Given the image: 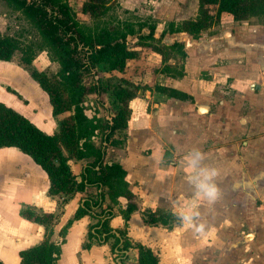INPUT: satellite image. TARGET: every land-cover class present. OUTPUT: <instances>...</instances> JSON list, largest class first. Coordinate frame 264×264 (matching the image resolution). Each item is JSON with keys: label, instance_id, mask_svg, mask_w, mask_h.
Returning a JSON list of instances; mask_svg holds the SVG:
<instances>
[{"label": "crops", "instance_id": "obj_1", "mask_svg": "<svg viewBox=\"0 0 264 264\" xmlns=\"http://www.w3.org/2000/svg\"><path fill=\"white\" fill-rule=\"evenodd\" d=\"M120 1L125 9L149 10L153 14L150 25L156 29L164 25L157 31L159 38L165 26L171 35H177L180 24L195 21L199 15V0ZM217 7L208 5L211 16ZM171 35L163 42L181 45V51L176 49L182 58L178 74L170 68L164 72L160 54L143 47L144 56L139 53L123 72H112L137 87L136 96L128 101L127 128L115 131L108 141L103 140V136L108 138L107 132L94 137L95 145L105 151L103 164H119L126 171L130 197L122 195L112 203L103 186L87 187L68 199L63 194L52 196L46 174L34 164L46 177V193L31 188L32 198L20 204L12 218L2 211V263L21 264L19 252L48 237V229L21 216L22 210H32L54 216L50 241L61 244L57 264H119L112 253L113 239L100 243L89 238L90 225L96 223L91 215L74 221L65 238L60 235L85 200L96 201L101 193L103 207L114 212L110 227L122 231L132 244L151 249L159 264H264V11L243 20L223 12L220 21L199 37L184 32L180 37L174 35L169 44ZM132 62L133 68L129 67ZM139 86L147 91L141 93ZM95 97L102 99L101 95ZM110 101L101 102L104 112ZM47 102L42 112L54 120L51 131L34 122L40 115L33 114V120L26 117L52 135L64 117H55L49 99ZM94 117L112 124L116 115L104 118L94 112ZM195 149L204 154L201 167L219 173L214 182L220 197L212 204L196 197L195 186L188 179L186 157ZM93 160L68 161L78 182ZM130 204L137 210L125 222ZM188 211L199 212L193 224H203V232L184 224L180 213ZM155 212L170 216V223L150 224L149 215ZM138 256L137 249H129L126 264H136Z\"/></svg>", "mask_w": 264, "mask_h": 264}, {"label": "trees", "instance_id": "obj_2", "mask_svg": "<svg viewBox=\"0 0 264 264\" xmlns=\"http://www.w3.org/2000/svg\"><path fill=\"white\" fill-rule=\"evenodd\" d=\"M4 1L23 10L34 21L51 48L54 60L60 67L59 79L52 80L45 72L34 68L32 66L34 54L31 51L23 52L22 63L29 70L31 78L47 94L53 115L57 117L66 113L67 116L59 120L58 131L49 135L26 116L0 102V150L13 148L28 156L46 174L50 183L48 193L52 196L64 194L70 198L75 193L84 192L87 187L103 186L108 188L112 203H116L122 195L129 198L126 171L119 164L110 166L103 164L105 151L102 146L95 145L94 137L107 132L108 138L103 136V140L108 141L109 136L115 131L127 128L130 115L128 101L136 96L137 87L126 80H122L120 85H113V82L105 85L98 80L93 89H90L83 82L84 72L92 71L97 65H101L104 71L112 76L113 71L123 72L128 60L138 57L137 52L127 48V35L112 36L104 32L97 36L85 37L66 3L49 0ZM106 5L107 2L104 0H92L84 6V11L93 16ZM208 5L218 6L215 16L209 14ZM54 6L56 11L51 9ZM263 10L264 0H199L198 18L195 21L184 22L175 32L184 31L199 37L202 31L220 21L223 12L231 13L236 20H243ZM144 27L145 25H141L140 30ZM149 29L150 34L143 37L145 40L153 39L156 27L150 26ZM128 31L129 35L135 34L131 28ZM173 47L181 51V46L178 44ZM18 49L16 40L0 36V62H10ZM79 49L86 53L85 64L78 56ZM108 90L112 91L116 101L122 106L116 117L112 119V124L96 117H88L84 107L86 97L90 93L99 96ZM156 90L166 91L161 87H156ZM102 125L105 127L102 128ZM91 157L94 159L93 162L84 169L82 180L78 182L68 161ZM103 198L104 195L100 193L96 201L85 200L72 220L61 230L60 235L65 238L74 221L85 215H91L96 219V223L90 225L89 238H95L100 243L113 239L112 253L119 264H126L127 252L131 248L138 250L136 264H159L158 255L151 249L132 244L122 231H114L110 227L109 223L114 217V212L111 207H103ZM136 210L135 205H129L124 213L125 222ZM21 216L46 229H50L54 221L52 214H39L32 210L22 211ZM170 219V216L159 212L149 215V223L153 225H168ZM51 234L52 229L48 230V237L42 244L21 250L19 252L21 264H57L61 255V244L50 241ZM0 264L4 263L0 261Z\"/></svg>", "mask_w": 264, "mask_h": 264}, {"label": "rangeland", "instance_id": "obj_3", "mask_svg": "<svg viewBox=\"0 0 264 264\" xmlns=\"http://www.w3.org/2000/svg\"><path fill=\"white\" fill-rule=\"evenodd\" d=\"M28 1L34 2L39 0ZM49 1L66 3L70 7L85 37L97 36L104 32L110 33L112 36L116 34H126L127 48L129 50L133 49L138 52V55L140 53V56L145 55L143 54V47L148 46L153 48L154 51L159 50V52H157L162 57V65H164L162 69L164 72L170 68L169 70H171L172 73L175 72L178 74L179 68L182 66V58L176 48L170 43L175 39V36L178 35L180 37L184 32L179 31V33L177 35L174 34V36L171 35L172 33L168 32V27L165 26L166 30L164 31L162 39H159L158 35H154L153 39L150 40L143 39L144 35H146L144 32H148V29L145 28L143 32L140 30L141 25L146 26L147 24L150 25V23H153V14L150 13L149 10L141 11V9L137 8L125 9L120 0H104V2H107L106 7L101 8L92 16L84 11V6L92 0ZM51 9L56 11L55 6L51 7ZM181 26L180 24L178 29H180ZM163 27L160 26L156 30L161 31ZM130 28L133 29L134 35H129L128 30ZM168 35L172 36L171 41H168L170 45L163 42V40L167 39ZM0 36L10 37L16 40L19 45V49L14 53L10 62H0V102L5 103L17 112L31 118V120H33V114L40 115L34 117V122L46 130L51 131L54 120L48 118L49 116L45 118L42 112L46 109V106L49 105L47 96L44 91L41 90L38 83L31 78L29 70L22 63L23 52L31 51L32 54H34L32 66L41 72H45L52 80L59 79L58 73L60 67L54 60L51 48L47 45V42L34 21L31 20L23 10L4 0H0ZM85 55V51L78 50V56L82 59L83 64L86 62ZM131 60H128L127 64ZM135 66L134 62L129 65V67L132 68ZM160 70H157V73H160ZM167 73L171 72L169 71ZM112 76L106 73L101 65H97L92 71L87 70L84 72L83 82L90 89H93L98 80L105 85L111 84L110 82H113V85L122 84V77ZM140 86V91L144 94V91H147V87ZM101 97L102 99L98 100L94 93H90L86 97L84 107L88 116L94 117L95 112L102 113V116L105 118L106 114L110 115L112 113L116 115L120 108H122L121 104L116 101L111 90L101 94ZM108 98L111 99V106L108 108V111L104 112V107L102 108L101 102L108 100ZM100 107L103 112H100ZM65 116H67L66 113L61 114L59 117ZM104 127L105 125H102V128ZM102 131L103 130H101V132ZM45 179V175L39 172V169L35 167L33 161L28 156L13 148L1 149L0 215L2 216V211L6 210L9 212L8 216L12 218L20 204L29 202L32 198L33 191L31 188L35 189L36 193L40 191L41 194H45ZM65 196L67 197L66 199L69 198L67 195Z\"/></svg>", "mask_w": 264, "mask_h": 264}, {"label": "clouds", "instance_id": "obj_4", "mask_svg": "<svg viewBox=\"0 0 264 264\" xmlns=\"http://www.w3.org/2000/svg\"><path fill=\"white\" fill-rule=\"evenodd\" d=\"M188 167L186 171L189 173L188 179L194 184L196 189V197L200 200L207 201L208 204L214 203L220 197V190L214 182L218 176V170L215 168L201 167L204 160V154L195 149L186 157ZM182 221L188 227H195L196 231L203 232L204 225L193 224V218L199 216V212L188 211L180 213Z\"/></svg>", "mask_w": 264, "mask_h": 264}, {"label": "flooded vegetation", "instance_id": "obj_5", "mask_svg": "<svg viewBox=\"0 0 264 264\" xmlns=\"http://www.w3.org/2000/svg\"><path fill=\"white\" fill-rule=\"evenodd\" d=\"M263 11H264V10H263ZM150 26H153V25H150ZM150 26H147V27L145 26L144 28H142V31H143V32H144V29H145V28L148 29V32H144L146 35H149V34H150V29H149ZM156 34H157V30L155 29V33H154V35H156ZM163 34H164V33H162V34L160 35V38H159V39H162ZM144 36H145V35H144ZM139 37L141 38L140 35H139ZM139 37H138V38H139ZM153 37H154V36H153ZM145 46H146V45H145ZM147 47H148V46H147ZM150 48H151V47H150ZM151 49H153V48H151ZM156 52H157V51H156Z\"/></svg>", "mask_w": 264, "mask_h": 264}]
</instances>
